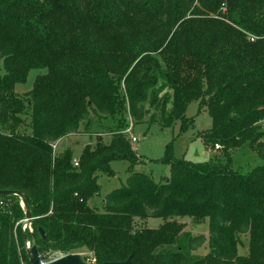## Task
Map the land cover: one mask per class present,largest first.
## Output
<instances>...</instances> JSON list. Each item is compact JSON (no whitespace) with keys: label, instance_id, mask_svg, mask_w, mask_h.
<instances>
[{"label":"trees","instance_id":"1","mask_svg":"<svg viewBox=\"0 0 264 264\" xmlns=\"http://www.w3.org/2000/svg\"><path fill=\"white\" fill-rule=\"evenodd\" d=\"M0 59V191L25 197L33 229L17 225L21 198L2 197L0 264H30L28 237L40 254L85 249L97 264H264V0H0ZM32 70L46 73L24 100L15 87ZM194 100L212 119L201 134L210 159H176L168 148L169 178L134 172L143 158L124 134L126 113L143 119L148 104L150 121L188 126ZM26 106L31 132L22 134ZM91 113L116 129L83 147L75 167L69 148L54 155L51 144L81 135ZM244 145L262 161L246 172L232 157ZM114 161L131 175L98 212L90 204ZM151 218L163 223L136 227ZM181 218L207 219L208 236L185 233ZM205 244L206 256L190 254Z\"/></svg>","mask_w":264,"mask_h":264},{"label":"rangeland","instance_id":"2","mask_svg":"<svg viewBox=\"0 0 264 264\" xmlns=\"http://www.w3.org/2000/svg\"><path fill=\"white\" fill-rule=\"evenodd\" d=\"M3 72V62L0 59V73L3 74ZM45 73L46 70L30 71L27 76L26 83L18 84L15 87V92L19 94L24 100H26V94H28L32 90L37 78ZM143 109L148 111L143 119L136 120L128 112L126 113L125 119V123H127L128 127L132 125L131 133L130 135H127V138L129 139V141V137L137 138V142L130 143L135 149L136 154L139 157L143 158V162L135 167L134 172L151 175L156 182H160L165 178H169L171 173L170 167L160 162L165 157L168 148L173 153V156L176 159L196 163L205 162L210 159L211 154L203 144L201 134L211 128L212 119L209 116L208 112H204L199 109L198 101H192L187 107L185 116L186 118H192L193 120L192 124L188 126H185L183 124V121L180 119L174 122L172 125L164 127L161 125L159 115L155 120L150 121V117L152 116L154 110L150 108L148 104H145ZM90 115V127L89 122H87V124H89L86 125V121H83L79 127V133L81 135L72 133L70 137L71 144L67 141V139H61L57 148V154L69 148L73 152V158L79 159L85 144L91 143V146H93L96 144L97 138H101L104 143L109 142V137H107L106 135L110 134L114 129H116V127H111L108 118L101 121V119L98 118L99 115H94L93 113H91ZM23 116L27 125L21 127V133L29 134L31 132L29 126L31 111L28 106L25 107ZM1 130L5 133L10 132L9 129L6 130L2 128ZM213 152L215 153V155L219 154V150H215ZM232 157L236 168L242 172H246L252 167L258 166L262 163V161L258 156H256V154L251 153L247 145H244L241 148L233 151ZM111 168L114 172V177H109L103 174L99 176V184L101 186L100 197H96L95 199H93L90 204V206L98 210V212L104 211L102 201L103 198L112 190L123 186L131 175L128 162L114 161L111 163ZM20 205L24 209L22 202L20 203ZM24 220L18 223H21ZM179 220L181 223L185 224V233L189 232L195 237L200 235L208 236L209 222L207 219L202 223H199L191 218H181ZM162 223L163 221L160 218H151L145 221L139 220L135 225L138 229H157ZM22 231H24L23 228ZM33 244V240L28 237V239H26L25 241L26 250L27 246L31 248ZM249 246L250 235H241L240 242L237 245L238 255L246 256L249 253ZM77 253L81 255L84 262L88 264H97L92 253H89L85 249L79 250L77 251ZM208 253V244H205L202 247L190 252L191 255L198 259L206 256ZM63 254L65 253L43 252L40 255L42 256V259L46 261Z\"/></svg>","mask_w":264,"mask_h":264},{"label":"water","instance_id":"3","mask_svg":"<svg viewBox=\"0 0 264 264\" xmlns=\"http://www.w3.org/2000/svg\"><path fill=\"white\" fill-rule=\"evenodd\" d=\"M12 195H17L21 198L22 205L25 210V218L27 220V223L31 224L32 216L30 209L28 208L25 202V197L22 194L14 193L11 191H0V197H8ZM27 256L30 264H88L84 262L81 255L79 254H63L61 256L53 257L52 259L45 261L42 259V256L40 255L38 248L35 244H33L31 248L27 249ZM131 263H132V256H130L126 261L103 262L99 264H131Z\"/></svg>","mask_w":264,"mask_h":264},{"label":"built area","instance_id":"4","mask_svg":"<svg viewBox=\"0 0 264 264\" xmlns=\"http://www.w3.org/2000/svg\"><path fill=\"white\" fill-rule=\"evenodd\" d=\"M251 41H254V39L253 38H251ZM131 130H132V125H130V127H128L125 131H124V134L127 136V135H130V133H131ZM130 138V142L131 143H135V142H137V138L136 137H129ZM60 141H61V139L60 140H57V141H55L54 143H52L51 144V148H52V150H53V154L54 155H56L57 154V148H58V145H59V143H60ZM220 149V146L219 145H216L215 146V150H219ZM73 165L75 166V167H78V165H79V159H73ZM7 206H8V204H7V202H6V200L5 199H3L2 197H0V210L1 209H5V208H7ZM19 224H21L23 227V230L24 231H28V233H33V230H32V227H31V224H28L27 223V220H26V218H25V220L23 221V222H21V223H18L17 225H19ZM30 247L29 246H27V249H29Z\"/></svg>","mask_w":264,"mask_h":264},{"label":"crops","instance_id":"5","mask_svg":"<svg viewBox=\"0 0 264 264\" xmlns=\"http://www.w3.org/2000/svg\"><path fill=\"white\" fill-rule=\"evenodd\" d=\"M94 136H96V135H94ZM109 140H110V139H109ZM69 143L71 144V141H69ZM89 144L91 145V143H87V144H85V146H86V145H89ZM85 146H84V147H85ZM102 201H104V198H103Z\"/></svg>","mask_w":264,"mask_h":264}]
</instances>
